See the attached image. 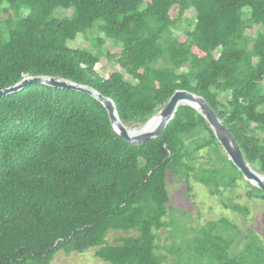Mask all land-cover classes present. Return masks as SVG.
<instances>
[{"label": "trees", "instance_id": "trees-1", "mask_svg": "<svg viewBox=\"0 0 264 264\" xmlns=\"http://www.w3.org/2000/svg\"><path fill=\"white\" fill-rule=\"evenodd\" d=\"M3 4L0 89L26 77L66 80L110 98L119 120L135 127L174 91L185 90L207 102L247 164L264 176V0ZM56 9H72L70 18L55 16ZM187 12L192 20L183 18ZM184 20L191 29L180 38L173 30ZM88 32L97 57L103 39L119 48L105 53L118 67L106 78L94 71L96 56L67 46ZM219 94L226 95L218 100ZM204 150L208 168L196 166ZM167 173L192 174L212 195L219 185L242 180L248 196L264 198L190 106H178L157 138L134 146L115 133L106 109L89 95L31 84L0 98V264H50L57 252L91 248H99L102 264H164L157 233L167 226ZM109 232L134 235L106 244ZM239 237L225 218L206 223L189 241L193 264H264L251 234L230 253Z\"/></svg>", "mask_w": 264, "mask_h": 264}, {"label": "rangeland", "instance_id": "rangeland-1", "mask_svg": "<svg viewBox=\"0 0 264 264\" xmlns=\"http://www.w3.org/2000/svg\"><path fill=\"white\" fill-rule=\"evenodd\" d=\"M6 8V4L0 6V16L3 17L2 9ZM26 10H21V15L25 16ZM72 13V9L64 11L56 9L55 16L62 18L68 17ZM183 18L192 20V14L187 12ZM185 20L177 25L173 32L180 38H184V31L189 28ZM250 37L254 38L256 30L248 31ZM94 35L88 32L86 35L79 34L72 41L68 42L67 46L71 49L86 51L97 57V48L95 41L90 37ZM96 35V34H95ZM98 38L103 39L101 34ZM110 55L119 53V48L115 47L112 41L103 39L100 54H98L97 62L94 65V71L102 78H106L112 70L117 69L116 59H109L105 53ZM216 55V51L214 52ZM132 82V79H130ZM229 94V93H227ZM226 94H219L218 100H221ZM229 96V95H227ZM128 128H138L139 126H127ZM225 154V153H224ZM199 160L196 166L207 165V150L199 153ZM227 157V156H226ZM166 189L169 196L167 216L164 218L166 227L158 231L159 253L164 254L167 258L164 264H193V260L189 254V241L192 239L194 231L204 226L208 222H214L221 218L227 219L234 224L240 237L235 239L230 253L234 255L241 248L243 239L251 234V237L264 250V198L252 195L248 196L250 188L242 180H237L234 186L219 185L217 187L218 194H210L209 188L197 182L192 174H189L186 179L175 177L167 173ZM234 206L240 207V210H235ZM134 235L133 233L109 232L106 235L105 243L114 244L116 238ZM167 248H173L174 251L182 254H169ZM99 248H91L83 252H72L65 254L57 252L53 256L50 264H102L95 253ZM178 256V257H176Z\"/></svg>", "mask_w": 264, "mask_h": 264}, {"label": "water", "instance_id": "water-1", "mask_svg": "<svg viewBox=\"0 0 264 264\" xmlns=\"http://www.w3.org/2000/svg\"><path fill=\"white\" fill-rule=\"evenodd\" d=\"M31 84H40L58 89L77 91L91 96L106 109L108 118L115 133L134 146L157 138L164 130L167 123L173 118L178 106H190L204 118L222 151L225 153L228 160L241 173L243 180L264 193V176L251 169L245 161L237 142L223 125L222 120L217 117L212 108L200 96H196L185 90H176L169 97L164 106L152 118L147 120L138 128H128L119 120L115 105L110 98H107L86 86L50 76L23 78L15 85L0 89V98L19 92ZM154 120L156 121L152 128L150 130H146Z\"/></svg>", "mask_w": 264, "mask_h": 264}, {"label": "bare ground", "instance_id": "bare-ground-1", "mask_svg": "<svg viewBox=\"0 0 264 264\" xmlns=\"http://www.w3.org/2000/svg\"><path fill=\"white\" fill-rule=\"evenodd\" d=\"M155 121H156V120H154L153 123H151V124L149 125V127H148L146 130H150V129L152 128L153 124H155ZM263 181H264V180H263Z\"/></svg>", "mask_w": 264, "mask_h": 264}]
</instances>
